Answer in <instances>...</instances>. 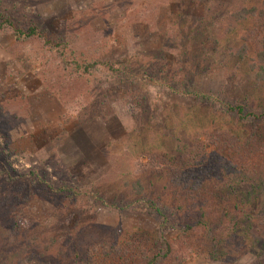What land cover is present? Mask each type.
Listing matches in <instances>:
<instances>
[{
	"label": "rangeland",
	"instance_id": "374dc122",
	"mask_svg": "<svg viewBox=\"0 0 264 264\" xmlns=\"http://www.w3.org/2000/svg\"><path fill=\"white\" fill-rule=\"evenodd\" d=\"M0 2L66 44L57 52L0 33V159L22 178L9 185L0 164V264L85 259L90 246L130 235L149 247L163 232L173 252L160 264H264V87L253 80L254 51L234 56L259 22L235 14L259 12L264 0ZM75 57L102 66L77 74L67 65ZM224 138L231 151L254 142L240 170L227 164L245 186L233 200L244 195L249 207L214 259L204 235L162 232L147 204L169 201L171 181L155 169L162 158L195 146L216 157ZM64 186L77 198L56 193Z\"/></svg>",
	"mask_w": 264,
	"mask_h": 264
},
{
	"label": "trees",
	"instance_id": "16d2710c",
	"mask_svg": "<svg viewBox=\"0 0 264 264\" xmlns=\"http://www.w3.org/2000/svg\"><path fill=\"white\" fill-rule=\"evenodd\" d=\"M249 18H258V30L249 33L244 38V45L234 56L240 61H244L248 53L254 51L256 58L251 65L253 80L258 86L264 87V9L259 12L256 9L243 10L235 14V19L239 22H245ZM23 19L24 15L15 5L13 7L12 4L5 5L0 2V33H11L17 42L39 39L57 52H66V44L61 40L62 38L53 34L45 22L31 20L24 24ZM67 65L73 67L77 74L82 71V75H91L95 67L102 66V63L99 61L88 63L75 57L73 62H67ZM110 70L114 71L113 67H110ZM114 72L116 73L115 80H118V83L121 79L120 71ZM231 110L239 116L245 114L242 106L235 109L231 107ZM220 143H222V154L216 157H212L209 151L207 152L203 147L196 146L190 149L180 148V154L184 153L180 156L161 157L162 164L155 169L158 174L168 177L171 181L167 195L169 201L163 208L153 202L147 204L150 214L160 217L162 232L173 230L182 233L186 238L199 233L204 235L209 243L207 252L214 259H218L226 245L228 237L224 239V234L236 231L237 227L247 221L246 213H248L249 207L244 195L233 200L237 197L233 195L238 191L243 192L245 186L237 184L234 179L230 178L231 170L227 164H230L231 169L235 172L240 170L239 166L234 165L238 164V159H241L244 151L250 149L254 144L252 141L236 151H231L229 145L225 144V138ZM0 164H2V175L9 185H15L21 181L22 178L12 174L7 164L5 165L1 159ZM133 188L137 196L143 195L144 189L140 182H136ZM259 189L261 188L259 187ZM56 193L71 200L77 198L74 196V191L65 186L56 190ZM103 205H107V203L104 202ZM108 205L119 211L129 208V206ZM164 237L163 232L149 247L148 240L134 238L133 235H130L122 243L94 244L86 250L85 259H82L76 252L77 257L67 263L45 261L42 254L39 257L28 256L27 259L19 260L16 264H160L161 260L166 259L173 252L170 241L164 240ZM152 251L158 253L152 254ZM163 253L164 255L161 256Z\"/></svg>",
	"mask_w": 264,
	"mask_h": 264
}]
</instances>
